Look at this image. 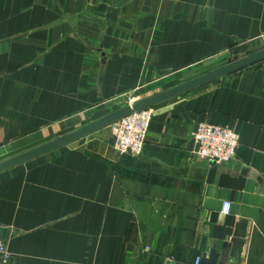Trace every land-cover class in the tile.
Returning <instances> with one entry per match:
<instances>
[{"label":"crops","instance_id":"0c3cea01","mask_svg":"<svg viewBox=\"0 0 264 264\" xmlns=\"http://www.w3.org/2000/svg\"><path fill=\"white\" fill-rule=\"evenodd\" d=\"M263 37L264 0H0V163ZM153 109L138 157L106 133L0 173L7 264H264V61ZM206 122L228 163L192 153Z\"/></svg>","mask_w":264,"mask_h":264},{"label":"built area","instance_id":"2783aa9c","mask_svg":"<svg viewBox=\"0 0 264 264\" xmlns=\"http://www.w3.org/2000/svg\"><path fill=\"white\" fill-rule=\"evenodd\" d=\"M154 109L133 114L112 125L114 146L122 155L140 156L145 148ZM240 137L232 126H217L206 122L198 125L192 137V153L210 163L224 164L234 159L239 149ZM232 204L223 203L222 213L230 215ZM11 260L7 244L0 238V264ZM199 257L195 264H201Z\"/></svg>","mask_w":264,"mask_h":264},{"label":"water","instance_id":"95a60500","mask_svg":"<svg viewBox=\"0 0 264 264\" xmlns=\"http://www.w3.org/2000/svg\"><path fill=\"white\" fill-rule=\"evenodd\" d=\"M262 61H264V50L249 55L236 62L220 67L206 75H203L192 81L178 85L175 88L156 94L152 97L146 98L130 107L124 108L110 115H107L103 118H100L93 123H90L71 133L59 137L47 144H44L40 147H37L33 150L23 153L8 161L0 163V173L11 170L17 166L25 164L38 157H41L50 152L68 146L78 140L90 136L91 134L97 131H100L110 125H113L129 116H132L135 113L152 109L155 106L160 105L164 102L173 100L185 94L201 89L207 85H210L214 82L223 79L224 77L233 75ZM201 264H225V261H224V257H221V255L216 250V248H213L210 254L202 259Z\"/></svg>","mask_w":264,"mask_h":264},{"label":"rangeland","instance_id":"374dc122","mask_svg":"<svg viewBox=\"0 0 264 264\" xmlns=\"http://www.w3.org/2000/svg\"><path fill=\"white\" fill-rule=\"evenodd\" d=\"M261 50H264V37L263 38H259L258 40L253 41L252 43L244 45L241 48V50L238 51V53H236L233 57H231L230 59H227V60H225V61H223L221 63H218L217 66H215V67H212V68L201 67L198 70L192 71L190 73L188 72L187 74H185L182 82L186 83V82L192 81V80H194V79H196L198 77H201L203 75H206V74H208V73H210V72H212V71H214V70H216V69H218L220 67H223V66L228 65L230 63L236 62V61H238L240 59H243V58H245V57H247L249 55H252L254 53H257V52H259ZM183 83H181V84H183ZM146 93L147 92L137 91L135 93H132L131 95H127L125 98H122L121 100L117 101L115 104L108 106L106 108V111L103 113V114L106 113L103 117H105L107 115H110V114H112L114 112H117L119 110H122L124 108L130 107V106H132V105H134V104L146 99V97H147ZM147 98H149V97H147ZM106 133L111 134L112 139L114 141V136H113V133H112V125L104 128V129H102L100 131H97V132H95V133H93L91 135H92V137H97L99 135L106 134ZM87 137H89V136H87Z\"/></svg>","mask_w":264,"mask_h":264}]
</instances>
